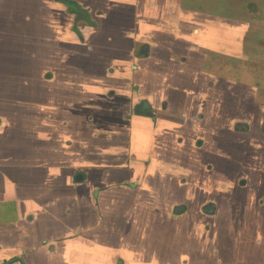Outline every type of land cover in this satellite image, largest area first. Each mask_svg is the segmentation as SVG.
I'll return each mask as SVG.
<instances>
[{"label":"crops","instance_id":"crops-1","mask_svg":"<svg viewBox=\"0 0 264 264\" xmlns=\"http://www.w3.org/2000/svg\"><path fill=\"white\" fill-rule=\"evenodd\" d=\"M186 1L94 0L98 27L87 31L84 59L55 47L70 31L53 9L56 24L41 40L56 63L43 72L31 60L35 44L14 41L0 20V62L53 75L44 108L53 136L43 138V125L32 122L7 140L0 129V264H264V237L256 243L240 211L218 198L213 214L203 211L210 199L203 179H222L217 162L228 166L224 144L264 148V56L248 51L240 61L213 46L215 36L181 24ZM2 2L0 16L32 9ZM127 96L147 99L156 121L142 112L126 120ZM252 170L243 172L247 187L259 182L262 190L264 169Z\"/></svg>","mask_w":264,"mask_h":264},{"label":"flooded vegetation","instance_id":"flooded-vegetation-1","mask_svg":"<svg viewBox=\"0 0 264 264\" xmlns=\"http://www.w3.org/2000/svg\"><path fill=\"white\" fill-rule=\"evenodd\" d=\"M2 1L4 0H1V4H3ZM204 1H206L207 6L201 8L200 2ZM5 2L8 3L7 1ZM24 3L29 4L32 9L28 11V6L18 5L16 9L9 10L15 13L17 19L13 25H8L6 28L12 32L10 37H13L14 41H22L28 45L30 43L35 44L36 47L33 51L36 57L31 59H33V62L37 66L42 67V72L53 69L52 66L56 63L50 59L52 57L51 47L41 40V32L49 31L51 23L56 24L54 21L57 16L52 17L53 9L61 12L66 19V21L61 20L63 23L60 27L65 28L62 32L67 29L70 31L67 38L68 43L57 39V41H54L55 47L60 46L62 48V46L67 45L71 47V50L75 48L76 51L71 52H78V58L84 59L83 47L86 45V39L88 37L87 31L98 27L97 21L91 18V8L95 4L94 0H24ZM107 4L110 5V3ZM20 6L23 8L19 9ZM71 6L74 7V11L70 9ZM181 11L182 17L179 22L183 25H192V29L193 27L196 28L197 32L205 33L207 37L215 36L217 42L213 46L217 47L218 50L221 48L223 52L229 50L230 52H228L231 53V56L238 57L240 61L246 60L243 55L248 51L256 52L264 56V0H187L181 8ZM75 12H80V14H76ZM82 13L84 14L82 15ZM97 15L101 16L102 14ZM181 31L188 32L184 29H181ZM35 34H39V37H36ZM243 35L247 39H242ZM239 38L241 39L240 41ZM29 39L35 42H30ZM59 41L60 43H58ZM204 44L212 43L207 40ZM89 50L92 51L91 49ZM147 52L149 53L148 49ZM148 53L144 56L141 53L139 56L142 58L139 59H148ZM73 54L70 53V55ZM4 55L9 56V53ZM67 57L68 55L64 54L63 61ZM254 58L258 60L257 63L260 62L256 55ZM37 73L38 71L35 67H30V64L26 65L22 61L16 62L15 64L8 63L7 60L1 62L0 129L1 136H4L1 137V140H7L6 134L7 137L11 133H14L16 136L20 135L23 130L21 126L29 122L34 123L32 125L35 128L43 125L45 130L40 134L43 138L53 136L48 128L47 117H45V113L47 112L44 109L48 105L47 102L50 96V87L47 88V83L50 79L48 76L53 77V75L51 74V76L49 73H46L45 78L42 76V80L40 78L41 73ZM99 85L104 86L105 84L100 83ZM254 91L257 90L255 89ZM250 93L254 92H249L248 96ZM110 95L115 96V92L110 91ZM127 97L122 99L123 103L125 106L130 107L129 109L133 106V110L131 109V114L125 115L126 120L142 112L143 114L149 113L150 118L156 121L157 114L151 113L152 107L147 99L135 102V96L133 98H131L132 96L130 98L129 96ZM259 97L260 99H264L262 98V94H259ZM252 104L259 107L257 103ZM258 112L259 114L261 113L260 107ZM38 120L40 123L37 122ZM236 130L242 132L247 131L246 128L240 127H237ZM249 144L243 143L241 145L238 142L224 144L225 151L227 152L226 156L223 154L216 155L224 156L228 166L225 167L224 171L223 163L220 161L217 162V168L220 167L218 170H222L225 174L222 176V179H216L212 182L210 181V173L207 175V179H203V181L205 180L210 184V187L205 190V193L210 196V199L203 207V211L207 214H213L214 207L216 210L213 198H218V201L222 202L225 200L229 204L226 207L228 206L234 213L238 214V211H240L239 215L245 223L246 221H251L252 224L250 225L253 227H249V230L251 229L255 233L256 243L262 244L259 241L264 237V187L261 190L259 182H255L256 187L253 191L255 199L250 204L248 196L252 193H250L247 187L250 180L243 172L245 168L255 169V173L261 172L258 171L259 168L264 169V148H257L256 153H254L253 149L255 146H250ZM210 145L208 147L209 151L214 149V144ZM213 176L218 177L220 175L215 171ZM215 183H218V185ZM204 208H210V210L205 211ZM245 226L247 225L244 224ZM241 237L240 242L246 241V237ZM17 260L15 258L6 261V263L11 264Z\"/></svg>","mask_w":264,"mask_h":264},{"label":"rangeland","instance_id":"rangeland-1","mask_svg":"<svg viewBox=\"0 0 264 264\" xmlns=\"http://www.w3.org/2000/svg\"><path fill=\"white\" fill-rule=\"evenodd\" d=\"M70 9H72L73 11L75 10L73 6L70 7ZM54 12H56V10L54 9ZM76 14H80V12H75ZM84 13H82L83 15ZM17 19V16L15 15L14 12L12 11H9V10H3V12H1V16H0V20H1V24H8V25H13V23L16 21ZM33 61V59H31ZM1 64V62H0ZM48 79V78H46ZM68 84V82H67ZM255 185L253 183H251V185H249L248 189L250 190V193L253 194V191L255 190ZM251 204V203H250ZM205 211H208L206 210V208H204ZM217 209V208H216ZM183 207H181V209H177L176 211L177 212H183ZM216 210H215V207L213 208V211L212 213H214ZM221 211H218V213L220 214ZM216 217H218L219 221H221V215H217ZM231 219V215L229 218H227L225 221H224V224L226 225H229V220ZM223 220V219H222ZM249 224H252L251 221H248V223L246 225H249ZM217 249L216 247H214L213 250ZM214 261H212L211 263H213Z\"/></svg>","mask_w":264,"mask_h":264},{"label":"trees","instance_id":"trees-1","mask_svg":"<svg viewBox=\"0 0 264 264\" xmlns=\"http://www.w3.org/2000/svg\"><path fill=\"white\" fill-rule=\"evenodd\" d=\"M207 210H210V208H206Z\"/></svg>","mask_w":264,"mask_h":264},{"label":"water","instance_id":"water-1","mask_svg":"<svg viewBox=\"0 0 264 264\" xmlns=\"http://www.w3.org/2000/svg\"><path fill=\"white\" fill-rule=\"evenodd\" d=\"M5 264H10V263H5Z\"/></svg>","mask_w":264,"mask_h":264}]
</instances>
